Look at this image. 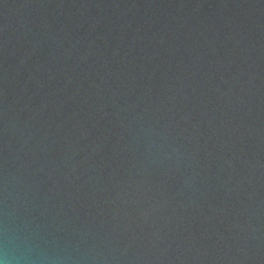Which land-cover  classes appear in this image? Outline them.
Instances as JSON below:
<instances>
[{"label":"water","instance_id":"water-1","mask_svg":"<svg viewBox=\"0 0 264 264\" xmlns=\"http://www.w3.org/2000/svg\"><path fill=\"white\" fill-rule=\"evenodd\" d=\"M264 264V0H0V259Z\"/></svg>","mask_w":264,"mask_h":264},{"label":"clouds","instance_id":"clouds-1","mask_svg":"<svg viewBox=\"0 0 264 264\" xmlns=\"http://www.w3.org/2000/svg\"><path fill=\"white\" fill-rule=\"evenodd\" d=\"M0 264H9V259L5 256L3 259H0Z\"/></svg>","mask_w":264,"mask_h":264}]
</instances>
